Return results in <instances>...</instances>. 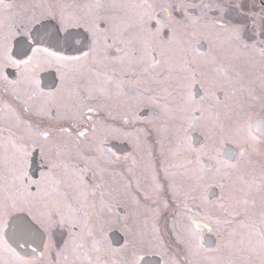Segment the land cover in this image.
<instances>
[{
  "label": "flooded vegetation",
  "instance_id": "flooded-vegetation-1",
  "mask_svg": "<svg viewBox=\"0 0 264 264\" xmlns=\"http://www.w3.org/2000/svg\"><path fill=\"white\" fill-rule=\"evenodd\" d=\"M180 1L188 11L201 3ZM243 2L251 12L264 13V0ZM144 4L149 13H143ZM186 15L192 14L182 12L178 21L190 26ZM170 17L164 0H0V131L14 133L2 120L5 107L17 122L54 137L57 145L66 143L55 140L56 134L89 133L90 145H101L114 166L99 175L86 169L87 201L101 200L104 192L121 197L129 182L152 207L150 225L168 254L178 264H191L184 229L195 230L201 251L240 240L264 244V39L247 30L240 47L237 32L225 30L221 37L227 40L218 46L206 40L181 47L186 58L164 70L158 55L168 47L160 43L175 37L177 28L168 24ZM190 31L177 33H196ZM255 61L263 70L251 81L247 67ZM152 75L167 88L162 98L155 96V109L143 101L144 92L154 97L159 90L148 83ZM209 123L219 134L216 145L197 128ZM22 141L21 147L7 145L10 156L0 151V264L19 256L6 233L13 217L23 214L45 240L55 239L47 224H64L62 207L71 214L68 225L75 218L71 207L77 200L63 198L61 151L54 149L52 160L46 159L41 146ZM88 155L95 159L93 150ZM127 164L134 177H128ZM108 200L103 212L125 218V209ZM204 204L213 205V213ZM208 213L214 227L207 224ZM56 239L60 244L61 237ZM24 242L18 241L21 249H30L24 246L31 240ZM153 256L165 264L157 253L139 257L137 264ZM239 261L249 264L247 254L230 260Z\"/></svg>",
  "mask_w": 264,
  "mask_h": 264
},
{
  "label": "rangeland",
  "instance_id": "rangeland-1",
  "mask_svg": "<svg viewBox=\"0 0 264 264\" xmlns=\"http://www.w3.org/2000/svg\"><path fill=\"white\" fill-rule=\"evenodd\" d=\"M243 1L200 0L198 2L201 3H196L194 8L190 6V11H188L187 6H180V0H164V2L168 3L169 13L172 15L170 17L171 19L169 18L168 24H175L171 27L174 28L177 25V28H175V34H173L175 37L168 36L163 38L160 43V45L168 47V49H164L163 54L158 55L159 61H162V68L166 70L169 67V62H173V65L177 66L178 61L180 63L184 60L182 58H186L185 55L183 56L181 54V47L195 45L196 43V45H201L202 43L199 41L204 42L206 40L211 45L218 46L219 43L221 44L222 41L227 40L221 37L225 33V30H235L237 32L240 47L247 40L245 37L247 30H252L256 34H260L264 39V13L258 15L257 12H251ZM190 2L193 3L194 1L190 0ZM185 11L188 14H192L191 16L186 15L191 20L189 22L190 26H187L186 22L184 26L178 21L180 20L179 17L182 12ZM149 12L150 6L144 4L143 13ZM241 15H250L252 19L250 20L248 18V21L244 17L241 19ZM180 30L183 32L186 30H195L196 33L191 37H186L177 33ZM259 65L255 61L252 66L247 67V69L251 67L247 71V79L251 77V81H255L260 71L263 70ZM243 69L247 70L244 67ZM152 76L154 78L150 77L151 81L148 83L151 84L152 88L159 90L154 97H147L146 92H144L143 101L150 102L153 106L152 108L155 109L156 104L153 103L155 96L162 98V94L167 93V88L162 83L157 85L155 83V75ZM55 103H57V100ZM78 104L80 107L81 103L78 102ZM83 109L82 107L79 110L81 111ZM1 111H3L2 115L4 114L2 120L13 128L14 133L7 134L3 130L0 131V151L3 149V153H9L8 155L10 156L11 151L7 145H19L21 147L25 145L22 140L28 141V144L31 146H41V149H44L48 153L46 159L52 160L51 152H54V149L61 151L59 155L65 164L60 170V172L62 171L60 179L64 191L63 198H67L69 195L77 200L73 202L71 207V211L75 213V218H73L71 225H68V219H71V214H69L65 207H62L63 210L61 209L62 223H64L61 228L55 229V225L51 226L53 225V221L51 220L47 224V234L51 231V237H55V239L49 238L45 240L44 234L37 227L39 232H41L37 237L39 240L38 243H30L24 246L30 247V249L24 248L25 250L23 251L20 249L21 246L17 240L10 241L9 244L19 256H11L8 260L6 259V261L1 262V264H137L139 257L151 253L159 254L164 259L165 264H178V260H176L174 255L168 254L166 245L162 243L163 241L159 240L157 230L150 225L152 222V207L150 204L141 202L140 196L138 197L137 193L130 190L129 182H126L127 190L122 193L121 197H118L112 192H104L101 200L95 196L93 202L87 201L86 189L89 187L87 181L84 179L87 173L86 169H90L93 173L99 175L106 174L108 166H111V169L114 166V161L105 155L104 150L101 149V145H90L91 136H89V133H77L75 134V138H71L66 133L56 134L55 140L58 142L62 140V143H66L64 145H57V142H52L54 137H44L31 125L27 126L17 122L12 113L7 112L5 107ZM206 114L211 117L216 115L214 111H207ZM232 127V124L226 126V131L228 133L231 132ZM197 128L203 131L209 145L217 144L219 134L215 126L209 123V125L201 124L200 127L197 125ZM91 150L95 152V159H90L88 155V152ZM81 172L83 173L82 175L80 174ZM111 173L114 172L112 171ZM134 174L135 171L132 166L127 164L128 177H134ZM105 198L110 199L108 201L111 207L118 205L125 209V218L122 215H117L113 211L103 212L102 209L107 207L104 205ZM204 206L206 207V211L213 213V205L204 204ZM210 216L211 214L208 213L206 217L207 224L214 227V224L210 222V220L214 222ZM76 217L78 221H76ZM200 226L206 227L204 221H200ZM113 230L117 234L120 232L124 237V240L120 237L122 243L118 246H114L109 242L110 238L108 233ZM194 231L190 228L181 231V236L184 239V247L188 250L187 256L191 264H231L230 260L235 255L241 257L246 254L249 259V264L264 263V244H259L258 242L252 243L250 240H240L233 247L222 245L216 247L213 251H201L196 245ZM56 237H61L60 244L57 243ZM40 246H43V251ZM19 250H22V252ZM245 263L243 261L238 262V264Z\"/></svg>",
  "mask_w": 264,
  "mask_h": 264
},
{
  "label": "water",
  "instance_id": "water-1",
  "mask_svg": "<svg viewBox=\"0 0 264 264\" xmlns=\"http://www.w3.org/2000/svg\"><path fill=\"white\" fill-rule=\"evenodd\" d=\"M22 219H23V221H21ZM24 219H26L24 216H22L21 218H19L18 216L12 218L8 224L7 234H9V235L11 234V237H13L15 240H17L19 242H23L24 244H26L24 241L21 240V238H22L21 236L18 237L19 231L17 230L20 227L23 228V225L26 224ZM15 228H16V230L14 232H12ZM37 237H38V235L31 237V239H35ZM109 238H110L111 244L114 246H118L122 243V240H121L120 236L117 234V232H114V231L111 232L109 234ZM12 241H14V240H12ZM19 251L22 252V250H19ZM140 264H160V259L158 257H155V256L154 257H145L142 259Z\"/></svg>",
  "mask_w": 264,
  "mask_h": 264
},
{
  "label": "bare ground",
  "instance_id": "bare-ground-1",
  "mask_svg": "<svg viewBox=\"0 0 264 264\" xmlns=\"http://www.w3.org/2000/svg\"><path fill=\"white\" fill-rule=\"evenodd\" d=\"M193 136H197L196 134H194ZM19 218H21L22 216H23V214H19V215H17ZM16 217V216H15ZM25 217V216H24ZM14 218V217H13ZM27 218V217H26ZM29 219L27 218V219H24V221H25V223L26 224H24L23 225V228H21L20 226V228L19 229H17L19 232H18V237H22L21 238V240L22 241H26V240H28V241H30L31 240V237H34V236H37V235H39L40 233H39V230L37 229V226L32 222V221H28ZM21 221H23V219L21 220ZM18 228V227H17ZM16 230V228L12 231V232H14ZM7 233V232H6ZM11 238H9V240H10ZM12 240H15L13 237H12ZM12 240H10V241H12ZM38 239L37 238H35V239H33V240H31V243L32 244H36V243H38ZM19 243H23V242H19ZM36 251H37V249L35 248V247H33Z\"/></svg>",
  "mask_w": 264,
  "mask_h": 264
}]
</instances>
